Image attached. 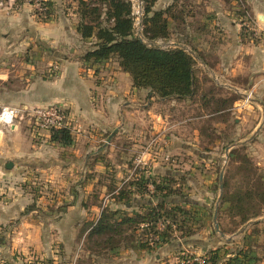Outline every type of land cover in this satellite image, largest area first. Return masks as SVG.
Returning <instances> with one entry per match:
<instances>
[{
    "label": "rangeland",
    "instance_id": "374dc122",
    "mask_svg": "<svg viewBox=\"0 0 264 264\" xmlns=\"http://www.w3.org/2000/svg\"><path fill=\"white\" fill-rule=\"evenodd\" d=\"M60 1L14 0L13 12L30 8L37 22H45L58 7L66 14L78 5V0ZM168 5L175 6L176 17L168 18L169 36L158 45L179 43L196 50L194 96L153 93L150 98L149 89H142L141 105L129 107L127 131L102 134L93 146L89 141L77 146L66 105L49 102L48 96L40 99L68 53L50 51L36 37L23 43L19 36L14 54L0 60V112L3 107L14 110L9 123L0 121V264H187L202 262L207 251L218 247L231 256L244 243L264 259V203L257 208L259 215L245 224L230 209L233 196L264 186V165L258 164V153L264 152L259 137L264 126L259 102L264 97L253 90L248 70L231 71L229 31L233 24L242 42L264 39V0H157L153 10ZM141 27L142 22L135 25L134 32ZM33 32L39 35L36 28L23 27L18 35ZM50 106L64 114L72 138L68 145L51 140V130L37 117L36 110ZM83 146L78 155L75 149ZM222 168L225 200H220L217 221L229 240L212 223ZM154 184L164 190L155 193ZM254 200L261 197L254 194ZM158 201L187 209L178 220L191 233L175 230L166 242L143 249L135 245L151 232L142 237L141 226L112 250L101 247L100 237H87L103 208L132 215ZM248 206L243 203L241 209ZM253 222L257 232L248 237L244 230L250 232ZM157 228H164L163 222Z\"/></svg>",
    "mask_w": 264,
    "mask_h": 264
},
{
    "label": "trees",
    "instance_id": "16d2710c",
    "mask_svg": "<svg viewBox=\"0 0 264 264\" xmlns=\"http://www.w3.org/2000/svg\"><path fill=\"white\" fill-rule=\"evenodd\" d=\"M156 1L143 0L142 34L148 40L168 37V18L176 17L174 5L153 10ZM77 6L79 19L76 30L82 39H93L90 49L83 55L85 60L97 62L115 57L119 66L130 75L135 88L149 89L159 97L189 99L194 96V56L185 48L149 46L137 37L134 34L130 0H78ZM50 138L63 145L72 141L67 128L51 129ZM154 189L155 193L164 190L157 184H154ZM254 194L261 197V200L255 201ZM224 200L225 195L222 196V201ZM243 203L249 204L245 210L241 209ZM263 203L264 186L260 185L257 192L247 189L230 200L231 214L238 216L241 224H245L259 215L257 208ZM187 212L181 205L167 207L164 201L150 204L143 212L132 215L103 208L97 220L87 229V237H100L101 247L112 250L119 248L121 241H128L141 228L142 237L150 232L151 235L149 240L142 238L135 246L142 249L157 247L170 239L175 230H180L185 235L191 233L190 227L183 231V225L178 220L179 215ZM159 221L163 222L164 228L161 230L157 228ZM173 224L176 225L175 229L172 228ZM256 225L257 222H253L250 225L252 230L249 232V228L245 229L244 233L251 236L252 232H257ZM221 231L226 232L223 228ZM220 249L218 247L207 251L202 262L192 261L187 264H249L261 259V256L252 254L248 243L236 246L231 256H224ZM222 259L225 261L221 262Z\"/></svg>",
    "mask_w": 264,
    "mask_h": 264
},
{
    "label": "crops",
    "instance_id": "0c3cea01",
    "mask_svg": "<svg viewBox=\"0 0 264 264\" xmlns=\"http://www.w3.org/2000/svg\"><path fill=\"white\" fill-rule=\"evenodd\" d=\"M61 2L59 0L58 3ZM61 7H58L54 17L45 22H37L34 15L28 11L30 8L24 7L20 12H13L14 6L10 9L4 8L6 11L0 10V60L4 59L2 57H6V54L11 52L14 54L20 37L24 38L23 43L27 41L32 43V39L36 37L39 42L50 47V51L54 49L52 51L58 52L57 54L68 53L69 56L62 57L63 59L58 63L56 77L46 82L47 94L40 99L46 100L48 96L49 102L55 101L66 105L69 109L68 118L72 121L71 126L75 129V134H78L77 146L87 141L90 142L89 146H93V141L101 139L102 134L112 135L127 131L130 118L129 107L140 106L139 102L145 92L132 87L130 75L119 66L115 57L97 62L83 58L90 49L93 39H82L76 30L79 19L75 18L78 14V6L73 5L72 12L66 14ZM69 9L70 5L66 7V10L69 11ZM230 25L232 27L229 31L233 35L231 71L234 74H240L248 70L253 81V90L264 97V39L258 43L251 40L242 42L236 37L237 28L233 24ZM23 27L32 30L33 27L36 28L39 35L34 36V32L18 35ZM260 28L264 29V24ZM225 59L224 55L223 60ZM152 94L149 92L147 95L151 98ZM260 133L262 136L259 137L264 141V126ZM11 147L12 150L17 151L16 146ZM75 151L81 155L84 152V146L76 148ZM98 151L94 150L93 153ZM258 155V164L264 165V152ZM256 264H264V259Z\"/></svg>",
    "mask_w": 264,
    "mask_h": 264
},
{
    "label": "built area",
    "instance_id": "2783aa9c",
    "mask_svg": "<svg viewBox=\"0 0 264 264\" xmlns=\"http://www.w3.org/2000/svg\"><path fill=\"white\" fill-rule=\"evenodd\" d=\"M131 2V15L133 18V25L141 24V19L144 14L143 9V0H130ZM14 5V0H0V6L6 9H10ZM134 34L139 37L143 42L147 43L149 46H157L160 48H167L171 46L170 44L166 46L158 45V43L161 41L160 38L153 41H149L144 37L142 34V27L140 30H137L134 32ZM37 111V117L41 119L42 124L49 128L50 130L53 128H67L66 123L64 120V114L61 112L59 108H56L54 106L46 107V108H39ZM14 116V110L8 109V107H3L0 112V121L9 123Z\"/></svg>",
    "mask_w": 264,
    "mask_h": 264
},
{
    "label": "water",
    "instance_id": "95a60500",
    "mask_svg": "<svg viewBox=\"0 0 264 264\" xmlns=\"http://www.w3.org/2000/svg\"><path fill=\"white\" fill-rule=\"evenodd\" d=\"M258 17L260 19H262V15H258ZM175 46H178V47H182V48H185L188 52H190L191 55H193L195 58H196V55L195 53L192 51V50H189L187 49V47L184 45V44H179V43H175ZM262 107H263V110H264V103L263 102H259ZM263 116H264V112H263ZM261 126V125H260ZM260 126L257 128L256 132L260 129ZM251 139V137L249 138ZM228 149H226L227 151ZM11 163L8 164V166H10ZM223 171H224V168H222V170L220 171V174H219V195L217 197V200H216V203L214 205V209H213V214H212V223H213V228L214 230L222 237V238H225L227 240H229V238H226V235L224 234V232H222L219 228V225H218V221H217V211H218V206H219V203H220V200L222 198V189H223ZM241 231V230H240ZM239 231V232H240Z\"/></svg>",
    "mask_w": 264,
    "mask_h": 264
},
{
    "label": "bare ground",
    "instance_id": "6f19581e",
    "mask_svg": "<svg viewBox=\"0 0 264 264\" xmlns=\"http://www.w3.org/2000/svg\"><path fill=\"white\" fill-rule=\"evenodd\" d=\"M1 118V117H0Z\"/></svg>",
    "mask_w": 264,
    "mask_h": 264
}]
</instances>
